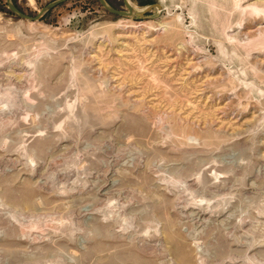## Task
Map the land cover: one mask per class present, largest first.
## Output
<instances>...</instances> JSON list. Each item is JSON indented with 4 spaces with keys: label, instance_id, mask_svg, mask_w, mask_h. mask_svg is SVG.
<instances>
[{
    "label": "rangeland",
    "instance_id": "1",
    "mask_svg": "<svg viewBox=\"0 0 264 264\" xmlns=\"http://www.w3.org/2000/svg\"><path fill=\"white\" fill-rule=\"evenodd\" d=\"M128 2L0 0V264H264V0Z\"/></svg>",
    "mask_w": 264,
    "mask_h": 264
},
{
    "label": "water",
    "instance_id": "2",
    "mask_svg": "<svg viewBox=\"0 0 264 264\" xmlns=\"http://www.w3.org/2000/svg\"><path fill=\"white\" fill-rule=\"evenodd\" d=\"M67 0H54L50 3L46 4L44 7L41 8V10L34 16L26 15L22 13L20 10H18L11 0H5L7 8L9 11L16 15L17 17L25 20L35 21L38 20L43 14H45L47 11L55 7L56 5H59ZM98 3L109 13L120 16V17H134L136 19H144L148 17L147 12L151 11L152 9L160 10L161 6L158 3H151L144 7L142 11H134L132 7L130 6L128 0H122L124 7L126 8V11L123 10H117L111 7L107 4L105 0H97Z\"/></svg>",
    "mask_w": 264,
    "mask_h": 264
},
{
    "label": "bare ground",
    "instance_id": "3",
    "mask_svg": "<svg viewBox=\"0 0 264 264\" xmlns=\"http://www.w3.org/2000/svg\"><path fill=\"white\" fill-rule=\"evenodd\" d=\"M130 4V3H129ZM134 8V7H133ZM144 8H141V9H136L134 8L135 11H142ZM132 20V19H131Z\"/></svg>",
    "mask_w": 264,
    "mask_h": 264
}]
</instances>
